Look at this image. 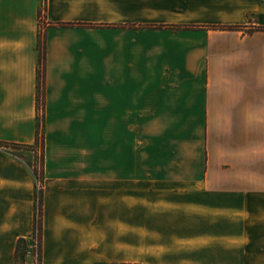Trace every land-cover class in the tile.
<instances>
[{
    "label": "crops",
    "instance_id": "obj_1",
    "mask_svg": "<svg viewBox=\"0 0 264 264\" xmlns=\"http://www.w3.org/2000/svg\"><path fill=\"white\" fill-rule=\"evenodd\" d=\"M39 48L41 264H264V0H0V143H36Z\"/></svg>",
    "mask_w": 264,
    "mask_h": 264
},
{
    "label": "rangeland",
    "instance_id": "obj_2",
    "mask_svg": "<svg viewBox=\"0 0 264 264\" xmlns=\"http://www.w3.org/2000/svg\"><path fill=\"white\" fill-rule=\"evenodd\" d=\"M46 10V8L44 9ZM42 51V48H39ZM41 106L39 101L38 109ZM42 118L39 111V117L37 122V137L40 139L42 134ZM261 152L262 167L259 169L264 173V125H257V152ZM40 141L34 145H20V147L0 148V161L9 162L13 165L21 166L24 169L29 170L31 177L33 179V202L34 209L33 214H35V204L36 201H42V190L44 183L43 178V156ZM258 158V157H257ZM2 162H0V168L2 167ZM14 173V172H13ZM15 174V173H14ZM2 173H0V216L2 221H4V229L0 230V264H13L12 261V248L13 241L17 235L16 222H12L10 217L15 213L17 209L18 212H24L26 204V195L23 192L26 184L14 185L13 179L10 182H3L1 179ZM32 185V184H31ZM7 187V189H4ZM14 204L16 205L14 207ZM34 216V215H33ZM19 220H22L18 215ZM22 224V223H21ZM30 234L27 239L31 242ZM25 264H33L32 259L29 257L26 259Z\"/></svg>",
    "mask_w": 264,
    "mask_h": 264
},
{
    "label": "trees",
    "instance_id": "obj_3",
    "mask_svg": "<svg viewBox=\"0 0 264 264\" xmlns=\"http://www.w3.org/2000/svg\"><path fill=\"white\" fill-rule=\"evenodd\" d=\"M40 37V35H39ZM43 60H44V53L43 51H39V71H38V102L42 101V92H43V70H42V64H43ZM43 105L41 104V106L39 107V111L41 112L43 109ZM42 127V134H41V138L39 139L37 137V140L40 141V145L42 148V154L44 151V138H43V121L41 124ZM36 140V142H37ZM12 145V147H20V145H16V144H3L0 143V148L1 147H5V148H10ZM43 156V162H44V155ZM43 191V189H42ZM43 202H38V200L36 201L35 204V214H34V221H33V232L31 235V239H37V245L36 248L32 251L30 250V245L31 242H29L28 239L24 238V239H19L18 243H17V247H16V251H15V261L17 264H25L26 263V259L27 258H31L32 262L33 260V256L34 254L38 256V264H41V255H42V224H43ZM32 241V240H31Z\"/></svg>",
    "mask_w": 264,
    "mask_h": 264
},
{
    "label": "built area",
    "instance_id": "obj_4",
    "mask_svg": "<svg viewBox=\"0 0 264 264\" xmlns=\"http://www.w3.org/2000/svg\"><path fill=\"white\" fill-rule=\"evenodd\" d=\"M41 190H42V188H41ZM36 245H37V239L36 238L32 239L31 245H30V250L32 251V253H33V250L36 248ZM33 260H34L33 264H38V256H37V254L36 255L34 254ZM124 264H130V263H124Z\"/></svg>",
    "mask_w": 264,
    "mask_h": 264
}]
</instances>
